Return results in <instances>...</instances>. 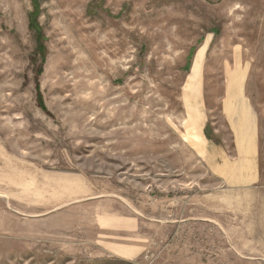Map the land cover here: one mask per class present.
I'll use <instances>...</instances> for the list:
<instances>
[{"label": "rangeland", "instance_id": "1", "mask_svg": "<svg viewBox=\"0 0 264 264\" xmlns=\"http://www.w3.org/2000/svg\"><path fill=\"white\" fill-rule=\"evenodd\" d=\"M0 264H264V0H0Z\"/></svg>", "mask_w": 264, "mask_h": 264}, {"label": "crops", "instance_id": "2", "mask_svg": "<svg viewBox=\"0 0 264 264\" xmlns=\"http://www.w3.org/2000/svg\"><path fill=\"white\" fill-rule=\"evenodd\" d=\"M235 98L240 99V101L236 100L235 103L232 102V104L234 105V111L242 116L240 120L245 118H247L248 120L246 124L239 125V127H242L241 129L244 128V130L240 132V134L236 133V135L240 138V145L247 146L241 147L239 149L243 150V148H248L252 151H254L255 149L257 150V148L259 147V135L257 132L256 119L253 117V107L249 104V102H247L245 95H243V97Z\"/></svg>", "mask_w": 264, "mask_h": 264}]
</instances>
